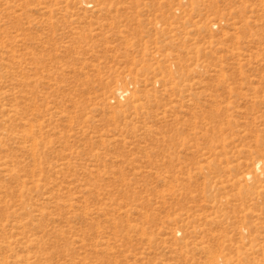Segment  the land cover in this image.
Listing matches in <instances>:
<instances>
[{"label": "rangeland", "instance_id": "obj_1", "mask_svg": "<svg viewBox=\"0 0 264 264\" xmlns=\"http://www.w3.org/2000/svg\"><path fill=\"white\" fill-rule=\"evenodd\" d=\"M0 264H264V0H0Z\"/></svg>", "mask_w": 264, "mask_h": 264}]
</instances>
